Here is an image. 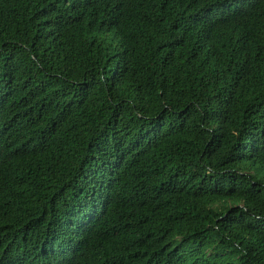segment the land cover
Segmentation results:
<instances>
[{"label": "trees", "instance_id": "trees-1", "mask_svg": "<svg viewBox=\"0 0 264 264\" xmlns=\"http://www.w3.org/2000/svg\"><path fill=\"white\" fill-rule=\"evenodd\" d=\"M0 264H264V0H0Z\"/></svg>", "mask_w": 264, "mask_h": 264}]
</instances>
